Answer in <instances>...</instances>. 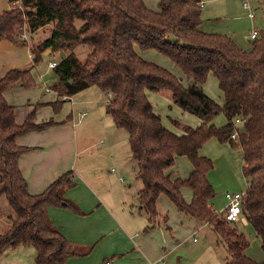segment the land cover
<instances>
[{
    "label": "trees",
    "instance_id": "obj_1",
    "mask_svg": "<svg viewBox=\"0 0 264 264\" xmlns=\"http://www.w3.org/2000/svg\"><path fill=\"white\" fill-rule=\"evenodd\" d=\"M8 2L10 9L0 14V42L25 46L36 31L52 25L47 38L29 47L34 64L46 50L58 56L52 90L72 97L95 87L110 96L105 111L116 128L127 133L141 183L138 203L148 229L159 219L157 201L165 195L180 213L208 224L225 248V264H264L246 255L249 241L244 233L227 222L223 212L214 211V189L207 179L213 164L199 155L212 138L240 151L246 181L241 215L264 252V29L249 50H242L225 35L200 30L202 11L196 0H160L156 8H149L143 0ZM23 32L27 39L21 38ZM78 47L87 50L83 60L75 54ZM136 48L163 56L191 83L185 85L167 68L143 59ZM209 75L218 83L223 105L202 89ZM18 83L27 89L35 86L29 71L11 70L0 79V197L12 212L9 229L0 234V256L12 248L31 247L36 253L34 264H66L73 256L69 242L52 225L46 209L72 208L63 196L73 186L71 173L58 177L40 194L28 192L18 166L26 149L17 139L54 122L36 124L34 112L24 123L15 122L14 107L4 93ZM164 91L173 105L201 121L199 127L175 120L171 122L181 134L164 127L147 97L148 92ZM62 103H53L54 111ZM220 114L226 124L217 128L213 120ZM236 120L240 124L235 125ZM234 131L235 140L231 138ZM176 157H186L192 166L186 179L169 172ZM184 189L192 194L190 202L182 195Z\"/></svg>",
    "mask_w": 264,
    "mask_h": 264
},
{
    "label": "crops",
    "instance_id": "obj_2",
    "mask_svg": "<svg viewBox=\"0 0 264 264\" xmlns=\"http://www.w3.org/2000/svg\"><path fill=\"white\" fill-rule=\"evenodd\" d=\"M197 2L203 7L201 2ZM144 3L146 4V1ZM10 7L11 4L8 0H0V14ZM248 19L254 22L256 20L255 14L253 13V17H248ZM253 30L259 32L255 28L250 33ZM250 33L246 37L247 40H249ZM30 46L29 41L25 46H15L8 40L0 42V79L7 72L15 69L29 71L32 75L34 87L27 89L18 83L4 93L6 102L14 107V117L17 124L24 123L31 112L35 113L36 124L54 122L51 126L28 132L17 139V144L26 149L19 156L18 166L26 181L28 192L33 195L42 193L61 175L67 172L71 173L73 186L67 188L63 196L71 203L72 208L60 206L47 207L46 209L52 225L69 242L73 256L67 260L66 264H154L160 261L164 264H181L183 262L182 254L177 258V263L171 259L172 253L178 250L181 245L178 241H173V231L166 224L167 220L163 219L161 228H155L158 223L157 220L156 224L148 229L147 218L141 213V207L138 203L141 183L136 178L135 162L132 159L129 144V150L125 149L128 138L126 139L122 135L123 133H120L122 129L116 128L110 116L106 114L105 108L101 105L99 95L101 91L97 88L96 91H90L95 88L90 87L70 97V101H63V95L51 89L52 84L57 80V76L53 72L54 77L50 76V80H48L50 74H40L35 69L37 64L32 61ZM136 52L142 58L145 57L137 48ZM45 55H50V50L42 52L41 56ZM80 59L82 60L83 57ZM147 61L167 68L177 77L181 74L166 59L148 58ZM170 67L175 68L177 72H174ZM47 68L53 70L49 68V65ZM149 94L152 93H147L148 99ZM168 96V92L165 91L152 95L154 101L161 105L162 116L153 107L154 112L166 120L168 118L166 115L171 114L174 115L171 116L173 120L183 121V115L180 113L182 110L174 105L170 108L169 105L172 103L168 100ZM59 100L63 103L56 112L53 103ZM223 104L224 99L220 105ZM82 111H86L87 115L78 119L77 115ZM185 122L189 123L192 128H197L201 124L199 119L195 123L193 121ZM162 124L169 131L181 134V131L175 129L169 122L165 124L162 120ZM95 130H98L99 137L103 140L101 139L100 144L97 143L101 146L100 148L92 150L96 145L93 142ZM212 140L216 141V139H210L199 150L201 157L208 158L210 156L207 145L213 144ZM222 146L225 145L219 144V147L222 148ZM102 155L104 157H101ZM105 156L108 157L109 161L115 162L116 170L101 168L100 163L102 164ZM177 160H182L180 162L187 169L184 177L181 178L172 171L173 167L169 172L180 179H186L187 174L190 175L192 172V166L186 157H176L175 162ZM112 170L114 171L112 172ZM127 171L132 172L134 180L139 183L134 195L127 194L126 179L124 178V172L127 173ZM245 189L246 181L240 190H233V192H244ZM182 195L186 202H190L192 194L189 190H182ZM160 196L158 201L163 203ZM211 204L214 209L212 200ZM172 206L179 213L174 216L184 220L185 229L194 232L206 228L213 234L214 237H209V242L207 239V245L203 246V253H213L215 248H219L217 238L208 224L198 222L194 218L180 213L173 204ZM214 211L218 213L215 209ZM241 221L245 227L249 226L243 216H241ZM4 225L6 229L10 225L9 215H7ZM157 229L161 230V236L158 235ZM251 230L253 233H249V243L245 253L251 260L264 263V252L253 229ZM0 234L3 233L0 232ZM193 242H196L195 238H193ZM28 248L31 247L19 246L5 251L0 256V264H34L36 253L34 249L25 251ZM25 252H30L28 262L24 259ZM210 263L216 264L214 261Z\"/></svg>",
    "mask_w": 264,
    "mask_h": 264
},
{
    "label": "rangeland",
    "instance_id": "obj_3",
    "mask_svg": "<svg viewBox=\"0 0 264 264\" xmlns=\"http://www.w3.org/2000/svg\"><path fill=\"white\" fill-rule=\"evenodd\" d=\"M144 1H146L147 5L149 4L148 7L156 8L160 0H144ZM196 1H199L203 4V7H201L203 22L201 24L200 29L203 32L209 34L225 35L231 38L234 44L242 50L250 49L251 41L247 40L246 37L252 29L256 28L258 31L264 29V0H196ZM243 1L247 2L249 9L252 11V13L255 14L256 20L254 22L248 19L247 16L248 10L243 8L242 5ZM51 30H52V25H47L36 31L32 35L33 39L29 40L30 45L35 46L36 44L41 43V41H43L45 38L49 36ZM86 52L87 50L85 47H78L77 50H75V53L79 58L82 57L84 58ZM142 55L145 56L143 57V59L145 58V60H147L148 58L158 59V57L161 59H166L154 51L142 52ZM57 59L58 56L51 54L41 56V59L37 63L35 69H37L40 74H45V73L47 75L50 74L47 78L48 80H50V76L54 77L53 76L54 74H53V70H49L47 67L51 62H56ZM170 69H172L174 72L175 71L177 72V70H175V68L173 69V67L172 68L170 67ZM181 75L182 74L178 75V77L183 80V84L187 85L188 81L184 79V77H181ZM202 88L209 98L215 101L218 105L222 104L223 95L218 88V83L216 79L212 75L208 76ZM94 90L96 91V88L90 91H94ZM84 93H88V92H84ZM99 93H100L99 95H100L101 105L102 107L105 108L106 102L110 100V96L102 92ZM149 95L150 97L148 100L153 105L154 109L156 111L158 110V112H160V110L162 111L160 103H157L152 98V95H154V93ZM168 100L171 101L169 96H168ZM172 105L173 104L169 105L170 108ZM180 113H182L183 115V121L182 120L177 121L180 124L191 126L189 123H186L185 121L187 122L193 121L195 123L198 119L197 117L185 113L183 111H181ZM160 116H162L161 112H160ZM166 116L170 118V119L167 118L169 124L172 125L175 129H177L171 122V120L173 121V118L171 116L174 115L168 114ZM161 118L163 120V123L168 124L166 119H163V117ZM213 124L217 128H221L222 126H224L226 124V119L224 115L220 114L217 117H215V119L213 120ZM120 133H123L122 135H124L127 139V134L125 131L120 130ZM93 138H95L93 142L96 143V145L94 146L95 148H93L92 150L100 148L101 146L97 145V143L100 144L102 138L100 139L98 130H95V134L93 135ZM212 141L214 143L207 146H209V152H210V156H208V158L211 161H213L212 162L213 170L211 169L208 172L209 174L207 175H208V181L210 182V184L214 189V197L212 199L214 209L218 213H221L224 211L223 209L226 205V199H224V193L226 191L233 192V190H238V189L240 190L241 186L245 184L244 178L242 176L243 174L241 171L242 156L240 151L231 148L229 145L225 144V146H222L221 148L219 147L217 141L214 140ZM126 148L129 150L127 142L125 149ZM101 157H104V155H102ZM180 161L177 160L176 162H174L172 171L176 172L181 178H183L185 173L187 172V169ZM100 166L101 168L106 170H110L111 168L116 170L117 168L115 162L109 161L107 156H105V159L102 162V164L100 163ZM188 176L189 173L187 174V177ZM124 178L126 179L125 187L126 190L128 191L127 194L134 195L136 192V188L139 187V183L134 180V174L129 171H127V173L124 172ZM160 197H161L160 199H163V203L158 201L157 211L159 216H161V218L159 217L158 223L155 226V228H161L163 226V219H166L167 220L166 224L172 228L173 241L174 242L178 241L181 245V247L175 252H173L171 255V259L174 261V263H177V258L180 256V254L183 255V262L181 264H208L211 261H214L216 264H224V262L228 260L225 248L222 244H218L219 248H215L213 253L210 252L203 253L204 251L202 249L203 246L207 245V239L209 242V237H214L212 236L213 234L210 233L209 229L206 228L202 231L198 230L194 232L191 231L190 229L187 228L185 229L183 224L184 220L182 219L180 220L177 216H174L179 213L173 208L169 199L165 195H162ZM11 214H12L11 209L9 208L5 199L1 197L0 198V232L3 234L7 232L10 226L9 225L6 229L4 225V221L7 220V215H11ZM233 225L236 226L239 231L244 233L247 239L249 237V233L250 234L253 233L251 230L252 229L251 226L245 227L243 225L241 221V217L240 220L234 223ZM157 231H158V235L161 236L162 235L160 232L161 230L157 229ZM193 238H195L196 242H193ZM29 249H33V248H28L25 251H30ZM24 259L27 262L30 260V252H25Z\"/></svg>",
    "mask_w": 264,
    "mask_h": 264
},
{
    "label": "built area",
    "instance_id": "obj_4",
    "mask_svg": "<svg viewBox=\"0 0 264 264\" xmlns=\"http://www.w3.org/2000/svg\"><path fill=\"white\" fill-rule=\"evenodd\" d=\"M243 8L248 10V17L252 18L253 17V13L251 12V10L249 9L247 2L243 1L242 2ZM201 6V5H200ZM258 37V32L253 30L248 39L250 41H253L254 39H256ZM22 39H27V35L25 32L22 33L21 35ZM56 66L55 62H51L49 64V68H54ZM62 100L63 101H70V97L68 96H62ZM109 101L106 102V104H108ZM87 115L86 111H82L80 113H78V119H82ZM240 124L239 120L235 121V125ZM232 139H236V132L234 131V133L231 136ZM114 170H112L113 172ZM122 180H124V178H122ZM244 196V192H226L225 193V199H226V205L224 208V217L225 220L229 223H236L240 220V217L242 216L241 214V204H242V199ZM109 264V263H107ZM154 264H164V262L160 261L158 263H154Z\"/></svg>",
    "mask_w": 264,
    "mask_h": 264
},
{
    "label": "water",
    "instance_id": "obj_5",
    "mask_svg": "<svg viewBox=\"0 0 264 264\" xmlns=\"http://www.w3.org/2000/svg\"><path fill=\"white\" fill-rule=\"evenodd\" d=\"M71 82V81H70Z\"/></svg>",
    "mask_w": 264,
    "mask_h": 264
}]
</instances>
